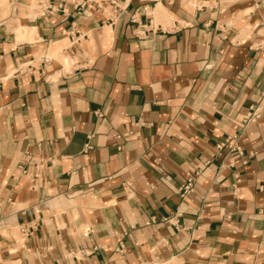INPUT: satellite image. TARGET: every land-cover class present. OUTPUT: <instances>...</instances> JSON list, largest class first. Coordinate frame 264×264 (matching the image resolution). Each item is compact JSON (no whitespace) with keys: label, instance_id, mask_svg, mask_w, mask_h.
Returning <instances> with one entry per match:
<instances>
[{"label":"crops","instance_id":"1","mask_svg":"<svg viewBox=\"0 0 264 264\" xmlns=\"http://www.w3.org/2000/svg\"><path fill=\"white\" fill-rule=\"evenodd\" d=\"M0 264H264V0H0Z\"/></svg>","mask_w":264,"mask_h":264},{"label":"built area","instance_id":"2","mask_svg":"<svg viewBox=\"0 0 264 264\" xmlns=\"http://www.w3.org/2000/svg\"><path fill=\"white\" fill-rule=\"evenodd\" d=\"M91 1V0H88ZM256 113L254 112L253 109H250L245 116L244 123L249 122L253 120L256 117ZM191 190V179H187L186 182L181 186L180 192L181 194L188 192Z\"/></svg>","mask_w":264,"mask_h":264}]
</instances>
